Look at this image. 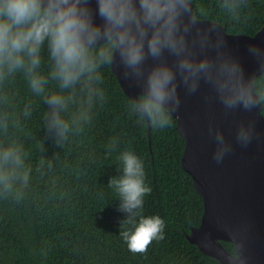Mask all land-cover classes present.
Returning a JSON list of instances; mask_svg holds the SVG:
<instances>
[{
  "label": "clouds",
  "instance_id": "clouds-1",
  "mask_svg": "<svg viewBox=\"0 0 264 264\" xmlns=\"http://www.w3.org/2000/svg\"><path fill=\"white\" fill-rule=\"evenodd\" d=\"M218 6L238 21L247 2L218 0ZM207 18L196 0H0V105L10 103L6 85L21 79L47 105L44 124L57 146L92 123L97 102H107L105 69L140 89L124 107L137 125L152 130L172 127L181 89L190 96L206 86L205 101L218 103L225 116L264 112V88H257L256 78L264 74V46H247L256 65L249 73L219 25L204 23ZM32 113L33 105L25 104L21 115ZM18 123L0 111V196L16 201L23 199L33 171L24 144L10 136ZM255 128L252 119L240 121L236 143L247 148ZM208 136L216 146L212 158L220 164L233 144L212 122ZM119 143L116 136L108 139L106 153L117 152ZM116 158L122 174L107 186L125 214L119 236L129 252L146 255L153 241L165 239V221L144 214L152 191L144 161L130 148L119 150Z\"/></svg>",
  "mask_w": 264,
  "mask_h": 264
},
{
  "label": "trees",
  "instance_id": "trees-1",
  "mask_svg": "<svg viewBox=\"0 0 264 264\" xmlns=\"http://www.w3.org/2000/svg\"><path fill=\"white\" fill-rule=\"evenodd\" d=\"M246 2L236 21L221 11L218 0H196L207 11V20L225 32L252 36L264 26V0ZM256 78L257 88H264V74ZM103 87L108 100L102 106L97 102L92 123L57 146L44 124L47 105L19 78L6 85L10 103L0 105V111L18 119L10 136L24 144L33 171L22 200L0 196V264H219L186 236L200 224L204 206L182 164L186 142L176 116L172 127L162 131L141 127L125 110L131 97L111 69L104 70ZM50 89L56 90L55 85ZM27 103L33 105L30 118L21 115ZM112 136L120 143L109 156L106 143ZM125 148L144 161L146 183L152 188L144 214L159 215L166 225L165 239L153 241L146 255L129 252L119 236L125 214L107 186L110 178L122 174L116 157ZM221 244L235 255L232 242Z\"/></svg>",
  "mask_w": 264,
  "mask_h": 264
},
{
  "label": "water",
  "instance_id": "water-1",
  "mask_svg": "<svg viewBox=\"0 0 264 264\" xmlns=\"http://www.w3.org/2000/svg\"><path fill=\"white\" fill-rule=\"evenodd\" d=\"M218 25L229 48L245 64L247 71L256 72V65L246 49L250 43L264 46V26L248 36L227 33ZM113 72L128 96L134 97L140 91ZM206 95V86L190 96L181 89V107L174 114L186 142L182 164L192 175L204 206L200 224L192 226L186 236L219 264H240L242 260L243 264H264V115L238 111L225 116L218 103L205 101ZM250 119L255 121L256 135L252 143L243 148L235 141L236 127L240 121ZM209 122L219 126L233 144V151L220 164L212 158L216 146L208 136ZM221 241L232 242L235 255L227 251ZM211 242L219 244L212 246L214 252L200 246V243Z\"/></svg>",
  "mask_w": 264,
  "mask_h": 264
},
{
  "label": "bare ground",
  "instance_id": "bare-ground-1",
  "mask_svg": "<svg viewBox=\"0 0 264 264\" xmlns=\"http://www.w3.org/2000/svg\"><path fill=\"white\" fill-rule=\"evenodd\" d=\"M200 246L204 249V250H206V251H208V252H214L213 251V249H211L212 248V246L213 247H218L219 246V244L218 243H200Z\"/></svg>",
  "mask_w": 264,
  "mask_h": 264
}]
</instances>
